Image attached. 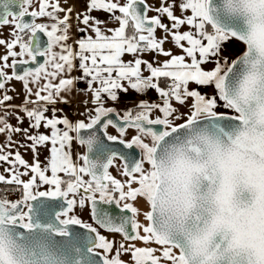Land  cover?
<instances>
[{
	"label": "snow or ice",
	"instance_id": "snow-or-ice-1",
	"mask_svg": "<svg viewBox=\"0 0 264 264\" xmlns=\"http://www.w3.org/2000/svg\"><path fill=\"white\" fill-rule=\"evenodd\" d=\"M32 2L0 0V28L12 26L10 39L0 36V184L15 186L0 191L22 189L15 201L0 196V264H264V0H85L80 11L81 0H39L29 11ZM100 11L106 19L92 15ZM73 23L82 35L69 44ZM38 33L47 37L43 48ZM13 80L22 83L18 105L9 103L20 96L9 94ZM78 81L92 97L83 101L87 122L55 107L72 102ZM207 87L211 94L201 91ZM129 90L157 98L122 113L108 104ZM98 127L139 158L104 143ZM74 139L87 149L79 167L67 150ZM94 150L104 159H93ZM41 185L49 188L34 191ZM40 198L66 206L52 213ZM97 199L121 215L102 211ZM86 201L96 226L70 215Z\"/></svg>",
	"mask_w": 264,
	"mask_h": 264
},
{
	"label": "crops",
	"instance_id": "crops-1",
	"mask_svg": "<svg viewBox=\"0 0 264 264\" xmlns=\"http://www.w3.org/2000/svg\"><path fill=\"white\" fill-rule=\"evenodd\" d=\"M62 2H63V0H62ZM122 2H123V0H122ZM148 2L152 3L153 0H148ZM38 4H39V0H33L32 5L29 8V11H32L33 9H37L38 10ZM84 7H85V0H81V2L76 4V10L77 11L82 10ZM149 13H150V16L155 14L154 12H149ZM116 14L119 15L118 12ZM59 15L63 16V13H60ZM92 15L98 16L101 19H106L107 16H108V13L100 11V12H93ZM37 18L39 19V21L41 23L46 22V18H44V17H37ZM48 22L50 23L51 21H48ZM107 26L109 28H114V27L118 26V23L116 21H110ZM6 34L7 33L5 32L4 35L6 36ZM81 35H82V33H79V32L76 31L75 23H73V28H72V30L70 32V37L71 38L67 41V43L73 44V42ZM159 35H160V33L158 31L157 32V36H159ZM5 36H4V38H5ZM165 47L166 48H170L172 46L170 44H166ZM56 50L58 51L59 49H56ZM173 51L178 53L180 50L173 48ZM144 58L145 59H151V55H146ZM123 59L125 61H129V60L132 59V56L131 55H125L123 57ZM160 59L163 60V59H166V58L165 57H160ZM204 67L207 69V68H211L212 65L207 64V65H204ZM80 75H81V73L79 71H74L72 73V76H75V77H78ZM145 75H147V73H145ZM9 87H14L15 88L14 92H9L10 95H13L15 97L17 93H20L19 98L13 99L9 103L17 104V105L20 104L21 100L23 99L22 83L13 80ZM190 87H196V86L193 84V85H190ZM85 88H86V83L84 81H78L76 83V85H75V88H74V91H73V94H72L73 95L72 102L70 104H68V105H65V104H62V103H57L55 105L56 108H58V109L62 108L63 109V113H57V115H66L67 118L70 121H72V122H76V121H79V120H82V119L86 120V115H82V113H85V107H86L85 104L83 103V101L86 100V99L91 101L92 97H91V93L90 92L86 93L84 91H80L81 89H85ZM201 91L204 92V93L211 94L212 88L211 87L202 88ZM156 98H157V96H156V93L154 91H149L146 94V96H140V95L136 94L134 91L129 90V92L126 95L123 94V93H120V98H119L118 102L108 101V104L110 106H114L118 110H121V113H122V111L124 109L133 106L135 104V102L140 100V99H147V100L152 101V100H156ZM30 107H31V105H30ZM87 107L91 108L92 107L91 103H89L87 105ZM50 114L51 113L49 112V115ZM158 114H159L158 112H153L152 113L153 116L158 115ZM21 115H23V114L21 113ZM10 120H11V123L13 125H15L17 123V121H16V119L14 117H10ZM86 122H87V120H86ZM27 125H28V121L25 119V121H24L23 125H21V127H27ZM60 127H63V126L61 125ZM109 128H112L111 130H116L115 128H113L111 126ZM109 128L107 129L108 133L110 132ZM41 131H46V130L42 128ZM71 134L75 137V133H71ZM14 139L19 140L20 136L19 135H14ZM4 140H5V135L0 134V143L4 142ZM67 150L70 151L71 159L74 162V164H76L78 167L82 166L83 165V160L80 159V157H81L82 154H84V146L80 145V143H79V141L77 139H74L72 141L71 147L69 149H67ZM21 152L23 153L24 150L21 149ZM47 154L48 153H47L46 150H42L41 151L40 160L42 162V167L46 163V161L44 160V157ZM25 159H27L31 163L32 154H31L30 151L27 152V154L25 155ZM0 171H2V168H0ZM47 174L50 175V171ZM62 174H64V173H60L59 175L61 176ZM30 175L22 177V179H24L26 181V180H28L30 178ZM37 182L39 183V181H37ZM48 188H49L48 185H41L39 187V189H34V191H36V190L45 191ZM137 203H138V205H139V207L141 209V212L138 215V220L141 223L146 224L147 222L144 220V216H143V211H144V209L146 207H144V204H141V202H137Z\"/></svg>",
	"mask_w": 264,
	"mask_h": 264
},
{
	"label": "water",
	"instance_id": "water-1",
	"mask_svg": "<svg viewBox=\"0 0 264 264\" xmlns=\"http://www.w3.org/2000/svg\"><path fill=\"white\" fill-rule=\"evenodd\" d=\"M217 2H220V0H217ZM12 10L13 11H18V7L12 6ZM25 19H30V18L26 17ZM38 36H39V42H40L41 47L42 48L45 47L46 44H47V37L43 33H38ZM42 60H43V58H41V62H42ZM97 134L100 136V139L104 143L109 144L110 147H112V148H114L116 150L122 151V152H129L131 155L136 156L137 158H139V150L138 149L133 148L131 150H127V149H124V147L122 145H119L118 143L113 144L112 142L107 141L106 137L103 134V131L101 129H99V127L97 128ZM83 135L87 136L88 135V132L87 131H84L83 132ZM86 151H87L86 146H84V153ZM90 155H91V157L93 159H97V158H99L101 160L104 159L103 155H101L100 153L96 152L95 150L92 153H90ZM35 203L38 206L41 205V204H43L52 213H54L55 211H59L61 209V207L66 206L63 198H54V199L53 198H40V200L36 201ZM89 206H90V202H89ZM97 207L99 209H101L102 211L109 212V214L112 215L113 217H118V216L121 215V209L115 203L106 204V203H104L102 201H99V199H97ZM25 210H26V208H25ZM70 229H71V231L73 233L81 234V236L85 232V230L82 229L80 226H70ZM81 243L83 244V243H86V242L83 241V240H81ZM96 259L100 260V259H102V257H97Z\"/></svg>",
	"mask_w": 264,
	"mask_h": 264
},
{
	"label": "rangeland",
	"instance_id": "rangeland-1",
	"mask_svg": "<svg viewBox=\"0 0 264 264\" xmlns=\"http://www.w3.org/2000/svg\"><path fill=\"white\" fill-rule=\"evenodd\" d=\"M148 15L150 16V13H148ZM36 22L37 23H41L40 21H39V19L37 18L36 19ZM11 25H8V26H3L2 28H0V36H2L3 38H4V34H5V32L7 33L6 34V36H5V39H10L11 37H10V30H11ZM8 35V36H7ZM240 47L241 48H243L244 46L243 45H240ZM4 51H5V49H4V47L3 46H0V54H3L4 53ZM16 51H19V48L17 47V49H16ZM189 103H191V101H189ZM180 111H187V107L185 106V107H183V108H181L180 109ZM112 128H109V134H112V135H117L118 133H117V130H111ZM135 133H134V130H129L128 132H127V135L125 136V139H128V138H130L132 135H134ZM120 164V161H116V165L118 166ZM117 166H113V167H111L110 168V172H111V174L114 176V177H116V178H119V179H121V180H124V179H126L125 177H123V176H121L120 174H119V168L117 167ZM146 167H147V165H146ZM85 180H88L89 179V177L87 176V175H85L84 177H83ZM81 194V193H80ZM83 195V194H82ZM70 198H73L72 197V195H70L69 196ZM76 199H77V201L79 200V195L78 196H76L75 197ZM138 202H141V204H144L143 203V201H138ZM144 207H146V205H144ZM144 210H146V208L144 209ZM70 215H76L78 218H80V219H82L84 222H88V223H93L94 224V222L92 221V219H91V215H90V206H89V202L88 201H86V204H85V206L83 207V208H81L79 205H78V203H77V205L74 207V209H73V211L70 213ZM63 218V217H62ZM94 226H96L95 224H94ZM100 231H101V234H103V235H105L106 237H108V238H111L114 234H112V233H109V232H107V231H105V230H103V229H100ZM116 239H117V241H119L120 240V237L119 236H116ZM127 243V242H126ZM136 243H140L139 241H137ZM148 246H155V245H148ZM101 253L103 252V250H99ZM124 261H129L130 260V255L129 254H123L122 255V257H121Z\"/></svg>",
	"mask_w": 264,
	"mask_h": 264
},
{
	"label": "built area",
	"instance_id": "built-area-1",
	"mask_svg": "<svg viewBox=\"0 0 264 264\" xmlns=\"http://www.w3.org/2000/svg\"><path fill=\"white\" fill-rule=\"evenodd\" d=\"M15 186H6V187H3L1 184H0V189H5V190H8V189H14ZM7 195L12 201H15L16 199L18 198H22V192H21V189L19 190H10V191H7L6 193L5 192H2L0 191V196L2 195Z\"/></svg>",
	"mask_w": 264,
	"mask_h": 264
},
{
	"label": "trees",
	"instance_id": "trees-1",
	"mask_svg": "<svg viewBox=\"0 0 264 264\" xmlns=\"http://www.w3.org/2000/svg\"><path fill=\"white\" fill-rule=\"evenodd\" d=\"M209 27V30H210V26H208ZM61 178L62 179H64V180H67V179H69V177L68 176H66L65 174H62L61 175ZM3 187H6V186H10V185H7V184H1ZM11 186H13V185H11ZM63 187H65V185H62V188ZM21 192H22V190H21ZM114 195H117L118 196V193H114Z\"/></svg>",
	"mask_w": 264,
	"mask_h": 264
},
{
	"label": "flooded vegetation",
	"instance_id": "flooded-vegetation-1",
	"mask_svg": "<svg viewBox=\"0 0 264 264\" xmlns=\"http://www.w3.org/2000/svg\"><path fill=\"white\" fill-rule=\"evenodd\" d=\"M116 130H117V129H116ZM133 186H135V185H133ZM81 194H83V195H87V194L83 193V190H81ZM96 196L99 197V193H96Z\"/></svg>",
	"mask_w": 264,
	"mask_h": 264
}]
</instances>
